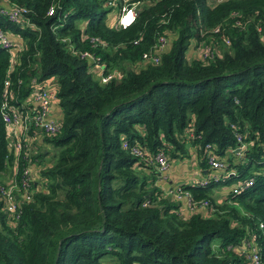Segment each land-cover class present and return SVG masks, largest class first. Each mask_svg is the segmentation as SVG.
Returning <instances> with one entry per match:
<instances>
[{"label":"trees","instance_id":"1","mask_svg":"<svg viewBox=\"0 0 264 264\" xmlns=\"http://www.w3.org/2000/svg\"><path fill=\"white\" fill-rule=\"evenodd\" d=\"M103 2L0 0L26 8L18 21L0 13V27L21 40L10 70L0 45V98L4 80L18 103L31 76L52 77L62 112L39 151L53 148L37 172L43 189L20 203L15 220L0 200V264H249L237 248L250 233L264 264V0H139L124 28L105 21L112 7ZM83 34L106 41L93 52L121 76L101 82L70 52L68 43L92 49ZM158 34L167 38L159 61H143ZM200 42L210 56L186 59ZM5 134L0 118V174L10 164ZM237 134L244 147L229 156ZM189 148L200 167L213 153L235 174L182 185L212 210L182 218L179 201L154 185L149 159ZM250 174L251 185L230 190ZM220 185L228 190L215 202Z\"/></svg>","mask_w":264,"mask_h":264},{"label":"built area","instance_id":"2","mask_svg":"<svg viewBox=\"0 0 264 264\" xmlns=\"http://www.w3.org/2000/svg\"><path fill=\"white\" fill-rule=\"evenodd\" d=\"M103 3L106 7H112L115 11L112 25L116 28H124L134 21L139 0H104ZM25 11L26 8L20 5L11 4L9 7H0V13L6 15L5 17L11 21H18L23 18ZM52 12L53 8L51 6L47 13L51 14ZM61 39L66 41L67 37L64 36ZM19 40L17 34L14 36L0 27V45L8 51L7 70H10L17 60L18 52L21 49V40ZM80 40L85 41L92 49L79 48L72 43H68V48L71 53L88 62V71L97 72L101 82H107L111 78L121 76L119 69L106 68L99 54L93 52V47L106 45V41L103 38L98 35L87 36L83 34ZM200 43L193 47L194 56L205 59L210 56L212 48L209 44ZM166 45V36L158 34L152 46L141 54V59L145 62L157 63ZM28 81L31 89L18 103L13 102L11 99L12 95L7 88L8 80L3 81L0 98V118L5 126V143L9 154L8 157L10 158L9 162L13 170L12 176L7 182H0V200L4 212L14 220L20 215V203L30 201L34 192L43 189V178L37 176L39 168L30 164L32 158L29 157L33 150L39 149L41 145L45 144V136L52 135L58 131L62 113L58 105L57 86L54 78L50 77L37 81L36 77L31 76ZM16 82L22 84V79L18 78ZM236 138L237 143L232 150L238 153L243 149L244 142L241 141L239 134L236 135ZM132 150L136 155L142 154L139 147H133ZM5 157L7 158V155ZM149 161L154 165L157 179H163L169 167L166 154L162 151H156L151 155ZM207 162L208 172L206 175L197 177L190 184L203 186L210 180L222 181L224 177L235 174L232 169V171L226 170V162L213 153L207 155ZM259 173L264 176V169ZM252 183L253 176L250 174L245 180H239L229 187L233 193H237ZM167 196L176 201L183 199L190 208L196 205L208 206L207 200H193L189 192L181 186L168 190ZM259 226H261V223ZM251 236H253L252 239ZM255 237L254 233H250L249 236L242 240L243 244L238 248L243 252L249 264H262Z\"/></svg>","mask_w":264,"mask_h":264},{"label":"crops","instance_id":"3","mask_svg":"<svg viewBox=\"0 0 264 264\" xmlns=\"http://www.w3.org/2000/svg\"><path fill=\"white\" fill-rule=\"evenodd\" d=\"M113 17L114 14H112L111 18L113 19ZM192 56H194V54ZM186 59H190L189 56H187V52H186ZM46 146L47 143H45L43 146L41 145V148L35 149L31 152L29 158H32V161L30 160V164L32 166L36 165L37 168L40 169L47 163L48 161L47 155L49 153V150L48 153L45 155L41 153L39 154V151L46 152L45 150ZM187 147H189V145H187ZM233 148L229 149L230 151H226V154L229 156H232V154L233 155L238 154L234 150H232ZM230 152L232 154H230ZM6 170H8L9 172V176L7 179L5 176L6 174L4 173ZM6 170H4L3 173L0 174V179L2 182H7L8 179L12 176L13 170L11 163L9 164ZM207 172H208V167L207 166L200 167L199 164L197 163V159L195 157L193 149L189 148L187 156L183 155L181 157L172 158L169 161V167L163 179L161 178L157 179V174H155L154 185H156L161 190V194L167 196L168 190L173 189L176 186L189 184L191 183L192 180L197 179V177L205 176ZM227 188L228 186L220 185V186H215L212 189L215 202H222L223 200H225L224 198H225V193L228 190ZM179 204H180L179 214L181 215L182 218H186L191 213L194 212L201 213L202 215H206L212 211L210 207L200 206V205L199 206L196 205L193 208H190L186 204V202H184L183 199L179 201Z\"/></svg>","mask_w":264,"mask_h":264},{"label":"rangeland","instance_id":"4","mask_svg":"<svg viewBox=\"0 0 264 264\" xmlns=\"http://www.w3.org/2000/svg\"><path fill=\"white\" fill-rule=\"evenodd\" d=\"M209 2L210 3H212L213 2V0H209ZM114 10L111 8V10H109V11H107L106 12V14H105V21H112V14H114ZM202 43V42H201ZM200 43V44H201ZM202 46V45H201ZM203 48H204V46H203ZM187 52V56H189V58L194 54V50L193 49H191L190 50V48L186 51ZM39 148H41V146L39 147ZM52 152H53V148H49V153H48V155H47V157L48 158H50V156H51V154H52ZM167 160H168V162L170 161L169 160V158L167 157ZM6 175V179L8 178V176H9V172H8V170H6L5 172H4ZM5 179V180H6ZM253 238V236H251V239ZM244 238H242L241 240H243ZM229 245H227V247H228ZM238 250H240V248H237Z\"/></svg>","mask_w":264,"mask_h":264}]
</instances>
